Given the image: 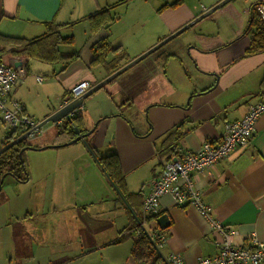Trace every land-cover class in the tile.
<instances>
[{"label":"crops","instance_id":"crops-1","mask_svg":"<svg viewBox=\"0 0 264 264\" xmlns=\"http://www.w3.org/2000/svg\"><path fill=\"white\" fill-rule=\"evenodd\" d=\"M220 1L0 0V37L49 42L57 33L61 38L73 40L72 45L58 46L59 52L77 54L70 62H42L13 57L0 43V63L24 74L12 87L6 105L10 109L11 102H19L26 116L41 122L62 106L73 85L87 81L91 88ZM104 9L109 10L113 21L90 34L87 18ZM204 19H210V26L192 30L187 39L176 45L162 46L106 85L104 99L93 103L90 100V107L86 104L76 111L83 119L80 133L88 132L97 122L94 133L83 141L65 146L68 148H56L62 149L56 156H68L69 163L81 162L88 156L89 167L92 164L96 167L89 147L100 157L114 152L123 174L126 202L116 194L110 199L117 210L114 217L107 216L103 207V203L110 200L103 194L96 199L95 205H99L96 213L101 216L100 230L95 231L96 242L92 240V246L83 250L95 252L107 248L106 255L111 258L121 257L125 264H136L130 251L132 241L139 237L134 227L131 228L133 220L129 211L134 210L147 232L158 228L159 216L168 218L169 227L162 231L163 245L155 251L150 242L148 244L155 255L166 260L169 255L178 254L185 264H195L200 258L217 253L219 236L192 207H178L169 196H164L160 199L158 216L143 218L138 199L128 196L139 194L144 198L148 194L151 181L173 155L162 157L160 147L176 126L180 124L181 129L176 134L175 150L196 152L205 141L218 143L226 122L241 120L249 106L264 100V52L245 54L249 38L241 32L247 21L234 8ZM219 20L229 24L226 37L214 28V22L217 24ZM201 35L215 38L206 42ZM100 40H107L111 47H120L125 53L114 70L107 64L113 59L112 52L104 58L106 68L102 62L94 63L91 48ZM214 48L218 49L213 51ZM177 71H181L180 74ZM37 77L41 78L40 82ZM188 97L191 99L187 106ZM64 124V120L46 124L26 145L40 149L64 144L70 140L67 127H62ZM68 127L72 126L68 124ZM11 132L9 128L1 130L0 148ZM68 174H56L65 184L56 187V181L52 183V189L64 194L65 200L66 194L75 193L78 178ZM66 178L69 179L67 185ZM196 185L213 217L237 232L233 238L236 246H250L252 235L264 242V113L258 118L249 143L200 173ZM72 203L71 207L86 206L82 202ZM82 224L86 227L85 224L90 223L84 220ZM126 231L128 235L124 234ZM120 236L123 241L115 244Z\"/></svg>","mask_w":264,"mask_h":264},{"label":"rangeland","instance_id":"rangeland-1","mask_svg":"<svg viewBox=\"0 0 264 264\" xmlns=\"http://www.w3.org/2000/svg\"><path fill=\"white\" fill-rule=\"evenodd\" d=\"M232 1L238 14L247 21L246 10L255 0ZM208 20L210 19H203L163 47L168 48L184 41L194 29L200 31L205 25L210 26ZM214 28L223 37L229 34V24L225 20H219L217 24L214 22ZM245 29L246 25L243 27ZM104 98L105 90H100L86 102L87 107L91 106L90 100L93 103ZM3 128L7 131V127L0 120V132ZM47 146L49 145L44 147ZM60 150L62 149L46 148L40 151H24L21 161L25 172L22 175L28 180L18 185L20 182L13 183L15 180L11 176L4 178L2 189L0 187V264H125L121 257L111 258L106 255L107 248L95 252L90 249L83 250L96 242L98 234L95 231L100 230L101 216L96 213L99 212V205H95L96 199L102 194L108 200L115 197V194L117 197L119 195L93 156L96 167L93 164L89 167L88 156L82 158L81 162L69 163L68 156H56V152ZM100 152L104 153L103 150ZM80 164L88 166H79ZM67 172L78 178L75 193L66 194L65 200L64 194L57 192L56 188L52 189V183L53 180L56 181V187L65 184L62 183L64 179L56 174L64 173L69 176ZM68 181L66 178V185ZM71 184L75 185L74 182ZM119 199L121 200L120 197ZM72 202H82L86 206L71 207ZM103 207H106L107 216H114L117 212L111 200L103 203ZM89 218L91 219L86 221ZM84 220L90 223L85 224L86 227L82 224ZM92 240L94 241L91 242Z\"/></svg>","mask_w":264,"mask_h":264},{"label":"built area","instance_id":"built-area-1","mask_svg":"<svg viewBox=\"0 0 264 264\" xmlns=\"http://www.w3.org/2000/svg\"><path fill=\"white\" fill-rule=\"evenodd\" d=\"M253 4L264 22V0H255ZM249 10L250 7L246 11L249 13ZM23 75L21 70L0 63V115L7 128L22 133L31 131L30 137L33 138L40 132V129H36L39 122L26 116L19 102H11L10 109L6 105L12 87L23 79ZM36 80L40 82L41 78L37 77ZM89 89L90 85L87 81L76 83L69 90L70 98L63 101L62 105L79 98ZM263 113L264 100L249 106L248 112L241 120L226 122L218 143L211 144L205 141L196 152L176 149L175 154L163 164L160 174L150 183L148 194L142 202L143 218L158 214L160 199L169 196L176 206L187 205L195 209L210 229L219 236L220 239L216 244L217 253L212 257L200 258L195 264H264V242L252 235L250 246H236L233 238L237 236V232L227 229L213 217L211 208L203 201L202 192L196 185V178L200 173L249 143L255 124ZM75 114L76 111L71 117ZM124 234L128 235L129 231ZM148 234L158 248L165 242V237L159 228L149 230ZM166 263L185 264L178 254L169 255Z\"/></svg>","mask_w":264,"mask_h":264},{"label":"trees","instance_id":"trees-1","mask_svg":"<svg viewBox=\"0 0 264 264\" xmlns=\"http://www.w3.org/2000/svg\"><path fill=\"white\" fill-rule=\"evenodd\" d=\"M235 9L233 1H229L225 3L223 6L218 8L209 16H213L225 9ZM236 10V9H235ZM237 11V10H236ZM113 21V17L109 10L104 9L102 11L96 12L93 15H90L87 18V24L89 28L90 34H95L102 28L106 27L109 23ZM58 29V27H57ZM52 32H55L52 30ZM243 35L248 36L249 38V47L246 49V55H252L258 52H264V22L260 19L258 13L255 10V4L250 6V10L248 13V19L246 22V29L241 32ZM202 39L206 42H211L214 40L215 37L210 36H203L201 35ZM0 43L4 45V49L10 50V55L13 57H27L28 59H37L42 62H70L77 58V54H63L60 53L57 49L60 45H72L73 40L72 38H61L57 33H55L53 40L45 41L44 39H35L31 41H27L24 39L18 38H9V37H0ZM218 48H214L213 51L217 50ZM91 52L94 56V63H101L106 68L108 65L111 64L112 70L118 65V63L125 57V53L120 47L113 48L110 46L107 40H100L95 43L92 48ZM113 53V59L109 63H104V58L107 56L108 53ZM106 65V66H105ZM164 67V65H163ZM114 80L110 81L112 83ZM70 96L67 98L69 99ZM73 126H76L78 129L83 122L82 116L74 115L72 117ZM64 129L67 127L66 131L70 133V140L75 138V133L73 128L68 127V123H65L62 126ZM181 129V125L179 124L174 128V132L169 134L162 143L160 147V154L162 157L168 156L169 154H175V146L174 142L176 137H178L177 132ZM20 134L17 133V130H12L9 134L8 138L5 141V144L10 143L15 138H17ZM23 148L22 144H17L14 147L8 149L4 153L0 155V178L4 173H9L12 178H14L17 182H23L27 180L23 178V173L25 172L23 168V163L18 157V153L20 149ZM95 162L101 168L102 172L107 176L108 181L112 184L115 188L116 192L119 193L120 197L122 196L126 202V195L125 192V184L123 174L120 168L119 160L117 155L114 152H110L105 156H98L96 150L92 147H89ZM172 155V156H173ZM129 197H135L138 199L140 204V211L142 214V202L143 199L139 194L137 195H128ZM129 213L132 215V225L131 228L138 229V224H142L138 221L137 216L138 212L134 210H130ZM151 216H158L151 215ZM142 217V216H141ZM148 216H145V218ZM135 220L137 223H135ZM123 236H120L114 243L118 244L123 241ZM124 238H127L124 235ZM148 238L145 236L143 230L139 231V237L132 241L131 245V258L136 264H167L166 260L163 259L161 256L155 255V251L152 250L150 252ZM151 245V243H150Z\"/></svg>","mask_w":264,"mask_h":264},{"label":"water","instance_id":"water-1","mask_svg":"<svg viewBox=\"0 0 264 264\" xmlns=\"http://www.w3.org/2000/svg\"><path fill=\"white\" fill-rule=\"evenodd\" d=\"M229 1H231V0H221L219 3H217L215 6H213L209 10H207L202 15H200L197 18L193 19L191 22L187 23L186 25H184L183 27H181L177 31L173 32L170 36H168L164 40L160 41L158 44H156L155 46H153L152 48H150L149 50H147L146 52H144L140 56H138L135 59H133L132 61H130L129 63H127L125 66H123L119 70H116L114 73H112L110 76H108L107 78H105L101 82H99V83L95 84L94 86H92L86 93H84L79 98H77V99H75V100H73L71 102H68L67 104H63L62 106H59V108L55 112H53L50 116H48L47 118H45L44 120L39 122L37 124V126H36V129H41L46 124H49V123L56 124L59 121H63V120L65 121V123L73 125L71 114L73 112L78 111L79 109L85 107L86 106V102L91 97H93L94 94H96L100 90H103L105 88V86L110 83V81L114 80L117 76L122 74L124 71H126L127 69H129L130 67L135 65L136 63L140 62L141 60H143L148 55L152 54L153 52H155L156 50H158L159 48L164 46L167 42H169L170 40H172L176 36L180 35L184 31L188 30L190 27H192L193 25H195L196 23H198L202 19L206 18L207 16L212 14L214 11H216L218 8H220L221 6H223L225 3L229 2ZM190 99H191V97L190 98L188 97L187 100H186V105L187 106L189 104ZM80 116H82V115H80ZM96 125H97V122L94 123L92 129H90L88 132H86L84 134H81L79 129L76 126H73L72 127L73 131L77 135L75 138H73V139L69 140L68 142H66L64 144H61V145H49L47 147H43V148H40V149H37V148L30 147V146L26 145L28 140L31 139V137H30L31 131H28V132H25V133H21L13 141L8 143L4 147L0 148V155L2 153H4L5 151H7L8 149L14 147L17 144H22L23 145V148L20 149V151L18 153V157H19L20 160H21V156H22L23 152L26 151V150L40 151V150H44L46 148H58V147L69 146V145H72V144H74V143H76L78 141H83L85 137L91 135L95 131ZM6 176H11V175L9 173H4L2 175V177L0 178V187H1V184H2V182H3V180H4V178ZM106 178H107V176H106ZM118 195H119V193H118ZM119 197H120V195H119ZM120 198H121L122 201H124L122 196ZM156 224H157L158 228L161 231L167 229L169 227V221H168L167 216H165V215L159 216L156 219ZM139 225H140V223H139ZM140 227L143 230L145 236L150 241L151 247H153L154 250L157 251L156 246L154 245V243H153L152 239L150 238L148 232L143 228L142 225Z\"/></svg>","mask_w":264,"mask_h":264},{"label":"flooded vegetation","instance_id":"flooded-vegetation-1","mask_svg":"<svg viewBox=\"0 0 264 264\" xmlns=\"http://www.w3.org/2000/svg\"><path fill=\"white\" fill-rule=\"evenodd\" d=\"M6 145H7V144H6ZM4 146H5V145H4ZM4 146H3V147H4Z\"/></svg>","mask_w":264,"mask_h":264}]
</instances>
